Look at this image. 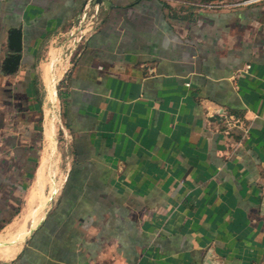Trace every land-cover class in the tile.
I'll return each instance as SVG.
<instances>
[{
	"label": "crops",
	"instance_id": "0c3cea01",
	"mask_svg": "<svg viewBox=\"0 0 264 264\" xmlns=\"http://www.w3.org/2000/svg\"><path fill=\"white\" fill-rule=\"evenodd\" d=\"M244 1L0 0V264H264V1Z\"/></svg>",
	"mask_w": 264,
	"mask_h": 264
},
{
	"label": "rangeland",
	"instance_id": "374dc122",
	"mask_svg": "<svg viewBox=\"0 0 264 264\" xmlns=\"http://www.w3.org/2000/svg\"><path fill=\"white\" fill-rule=\"evenodd\" d=\"M208 1L205 2H201L200 5L203 6H199V4L196 5H189V7H193V8H205L207 7L209 4ZM205 5V6H204ZM52 113H47L46 116V130L48 129V127L52 126L53 127V136L55 137V144H51V142L49 140H47L46 142V146H45V150L43 153V160L44 158L47 159V172L49 170H51L52 175L57 174V176H60L62 172H64L65 169V156L67 155V151H66V146L64 145V134L62 133L61 130V123L59 120V116L57 113L56 109L51 110ZM48 132V130H47ZM46 156V157H45Z\"/></svg>",
	"mask_w": 264,
	"mask_h": 264
},
{
	"label": "water",
	"instance_id": "95a60500",
	"mask_svg": "<svg viewBox=\"0 0 264 264\" xmlns=\"http://www.w3.org/2000/svg\"><path fill=\"white\" fill-rule=\"evenodd\" d=\"M87 5H91L95 10L102 8L105 11H110L113 8V0H87ZM212 119L215 120V118Z\"/></svg>",
	"mask_w": 264,
	"mask_h": 264
},
{
	"label": "built area",
	"instance_id": "2783aa9c",
	"mask_svg": "<svg viewBox=\"0 0 264 264\" xmlns=\"http://www.w3.org/2000/svg\"><path fill=\"white\" fill-rule=\"evenodd\" d=\"M263 1L264 0H246V1L242 2L241 5H252V4L260 3V2H263Z\"/></svg>",
	"mask_w": 264,
	"mask_h": 264
},
{
	"label": "bare ground",
	"instance_id": "6f19581e",
	"mask_svg": "<svg viewBox=\"0 0 264 264\" xmlns=\"http://www.w3.org/2000/svg\"><path fill=\"white\" fill-rule=\"evenodd\" d=\"M48 100H49V102H50L51 104L54 102V98H53V97H51V96L49 97V99H48ZM54 103H55V102H54ZM53 105H54V104H53Z\"/></svg>",
	"mask_w": 264,
	"mask_h": 264
}]
</instances>
